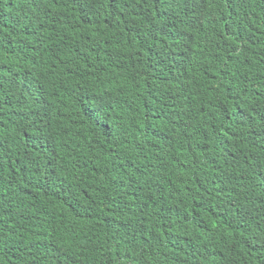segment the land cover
<instances>
[{"label": "trees", "instance_id": "1", "mask_svg": "<svg viewBox=\"0 0 264 264\" xmlns=\"http://www.w3.org/2000/svg\"><path fill=\"white\" fill-rule=\"evenodd\" d=\"M264 0H0V264H264Z\"/></svg>", "mask_w": 264, "mask_h": 264}, {"label": "clouds", "instance_id": "2", "mask_svg": "<svg viewBox=\"0 0 264 264\" xmlns=\"http://www.w3.org/2000/svg\"><path fill=\"white\" fill-rule=\"evenodd\" d=\"M261 190V192L264 194V189L263 188H259Z\"/></svg>", "mask_w": 264, "mask_h": 264}]
</instances>
